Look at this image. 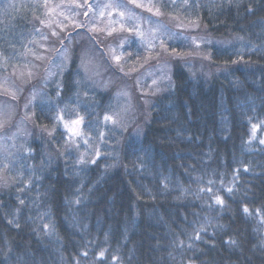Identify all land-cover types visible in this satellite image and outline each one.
Segmentation results:
<instances>
[{"label":"trees","instance_id":"1","mask_svg":"<svg viewBox=\"0 0 264 264\" xmlns=\"http://www.w3.org/2000/svg\"><path fill=\"white\" fill-rule=\"evenodd\" d=\"M164 5L232 41L210 46L205 66L174 68L144 122H135L139 133L125 129L117 153L100 146L94 164L76 162L83 150L65 152L54 116L67 106L65 119L79 113L92 137L110 113V95L83 85L69 67L61 96L55 82L32 105V125L56 124L54 139L31 137L30 153H18L0 183V264H264V144L260 131L250 138L251 125L264 120V0ZM29 13L16 0H0V77L26 64Z\"/></svg>","mask_w":264,"mask_h":264},{"label":"rangeland","instance_id":"2","mask_svg":"<svg viewBox=\"0 0 264 264\" xmlns=\"http://www.w3.org/2000/svg\"><path fill=\"white\" fill-rule=\"evenodd\" d=\"M16 2L30 11L33 33L21 54V59L26 64L19 66L14 64L7 74L0 77V121H7L0 127V171H3L0 172V183H5L9 179L7 173L12 172L17 154L27 153L26 142L31 137L43 133V138L50 140L48 133L51 129L43 127L38 129L33 126L32 120L25 118L26 113L31 115L32 105L39 102L42 97L48 98L47 91L50 86L56 82L54 85L56 87L69 67L74 70L75 77L81 78L83 85H87L92 91L109 93L107 99L108 107L110 106L109 115L118 113L121 117L118 126L104 120V127L96 130L90 137L91 147L83 142L87 136L78 139L77 143L81 147L79 150H83L87 157H91L92 154L95 157V149L105 145L110 151L115 150L117 153L125 129L135 135L139 133L141 128L139 123L145 120L144 113L149 107L152 95L154 97L160 88L167 86L174 68L190 71L193 66H205L209 59L210 46L226 45L225 43L232 41L228 40V37L210 36L201 29L198 22H185L182 18L176 17L164 5V0H87L88 4L92 5L90 9L87 6L76 7L78 4H85V0H16ZM109 4H119L120 7H104ZM138 4L144 6L137 7ZM85 11L88 12V16L84 15ZM121 12L124 13L123 16L120 15ZM76 23L84 24L85 27L76 28ZM64 26L65 31L60 32V28ZM93 26L102 31H90ZM137 28L144 33L143 38L137 35ZM111 29L116 31L109 37L106 33ZM53 30L60 33L61 37L70 33L71 43L67 44L68 59L63 72L53 69L57 71V75L44 84L42 79L50 59L60 62L54 50L61 46L51 36ZM42 35L48 36L49 39H42ZM89 37L95 39L90 40ZM125 39L128 43L121 48L120 43ZM161 41L164 42L163 47ZM149 42L155 45L154 49H148ZM94 45L104 52H107L109 47L115 48L116 54L121 55L120 64L112 60L111 54L101 56L94 50ZM36 56H43L44 59L37 60ZM82 57L88 62L87 68L81 66ZM144 57H148L146 62ZM132 68L137 70L130 72ZM29 70L37 72L38 75L25 83ZM153 80L157 83L153 84ZM33 91L38 93L35 99H32ZM124 91L128 92L127 96L120 94ZM12 92L17 93L15 99L11 96ZM30 99L32 103L25 109L24 105ZM125 108L129 110L125 112ZM60 126L67 138L68 134L63 125ZM80 128L82 130V125ZM100 132L104 133L103 141L100 139ZM256 137L260 142L264 140V120L251 125L250 138ZM71 150L79 151L74 146ZM4 164H8L9 167L4 168Z\"/></svg>","mask_w":264,"mask_h":264},{"label":"snow or ice","instance_id":"3","mask_svg":"<svg viewBox=\"0 0 264 264\" xmlns=\"http://www.w3.org/2000/svg\"><path fill=\"white\" fill-rule=\"evenodd\" d=\"M85 6H87L89 9L92 7V5L88 4L87 0H85V4H83V5H80V4L76 5V7H80V8H83ZM143 6L144 5H140V4L137 5V7H143ZM104 7H106V8L107 7H120V5L119 4H116V5L109 4V5H105ZM151 10L152 9L150 8L149 11H151ZM157 13H158V10H157ZM84 15L85 16H88V12L85 11L84 12ZM120 15L123 16L124 13L121 12ZM41 23H43V21H41ZM113 23H115V21H113ZM65 27L66 26L61 27L60 28V32H64L65 31ZM75 27L76 28H84L85 25L84 24H80V23H76L75 24ZM122 27H123V25H122ZM128 30L129 31H132V29H128ZM37 31H39V30L37 29ZM90 31H92V32H98V31H102V30L101 29H96L95 26H93V28L90 29ZM115 31H116L115 29H111V30H109L106 33V35L110 37V36L113 35V33ZM136 32H137V35L138 36H140L141 38H143V36H144V33L143 32H140L138 28L136 29ZM51 36L54 37L59 42V44L61 46L60 48H57V49L54 50L57 53V57L59 58L60 62L57 63L56 60H51L50 59V64L48 66H46L45 75H44V77L42 79V83H44V84H46L47 81L50 78H52V77H54V76L57 75V71H54L53 69L58 70L60 73L63 72L65 62L68 59L67 53H68L69 49L67 47V44H70L71 43V34L70 33L69 34H66L64 37H61L60 36V33H58V32H56V31L53 30L52 33H51ZM42 39L48 40L49 37L46 36V35H42ZM89 39L90 40H93L95 38L94 37H89ZM126 43H128V40L127 39L122 40L121 43H120V47L123 48ZM163 44H164V42L161 41V46L162 47H163ZM196 46L199 47L198 44ZM42 47H43V45H42ZM93 48H94V50L96 52L100 53L101 56H105V55L111 54L112 60H114L117 64H120L121 55H117L116 54V49L115 48L109 47L107 49V52H104L103 50H101L99 47H96L95 45L93 46ZM154 48H155V45L154 44H151L149 42L148 49L149 50H152ZM46 51H47V49H46ZM173 51H175V50L173 49ZM130 57H131V54H129V58ZM36 59L37 60H43L44 57L43 56H36ZM138 59H139V57H138ZM144 60L146 62L148 60V57H144ZM87 63L88 62L85 61L84 58L82 57L81 58V66L87 68ZM121 70H123L122 66H121ZM136 70H137L136 68H132V69H130V72H134ZM37 75H38L37 72L32 71V70H29L27 72V80L25 81V83L30 82L31 80L35 79L37 77ZM77 83H79V81H77ZM156 83H157V81L156 80H153V84H156ZM5 91H7V89H5ZM37 94L38 93L36 91H33V93H32V99H35V97H36ZM120 94L121 95H124V96H127L128 95V92L124 91V92H122ZM16 95H17L16 92H12L11 93V96H12L13 99L16 98ZM56 96H57V98H59L61 96V90H60V86L59 85H58V90L56 92ZM31 103H32V100L30 99L24 105L25 109H28L29 106L31 105ZM130 107H131V105H129V108ZM128 110H129L128 108H125L124 109L125 112H127ZM49 111L50 112L52 111L51 104L49 105ZM66 112H67V106H65L64 108H59L58 111L56 112V115L54 116V120L57 121V122H59V124H62L63 127H64V129H65V131L68 134L67 138L65 139L64 149H65V152H67L68 154H70V150H71V148L73 146L75 147L76 150H79L80 145H79V143H77V141H78V139L84 137V133L82 132V130L80 128V126L84 122V117L83 116H80L79 113H77L75 119L66 120L65 119V113ZM34 115H35V113H31V115H28L26 113V117L25 118L26 119H31L32 116H34ZM104 120H105V122H110V123H112L113 125H116V126L120 125V123H121V117H120V115L118 113H113L111 115H109V114L106 113L105 116H104ZM6 122H7L6 120L0 121V127H3ZM56 130H57V125L54 124L53 125V128L48 133L49 136L52 137L53 139H54V133H55ZM14 136H15V134H13V137ZM100 139H101V141L104 140V133L103 132H100ZM89 140H90V137H85L84 140H83V142H84L85 145H88V147H91V145L89 144ZM261 143L264 144V140H262ZM27 151L30 153L31 150L28 149ZM63 154L64 153H61V155H63ZM100 157H101V152H100L99 147H97L95 149V158L94 159H92L91 161H87L85 159V154L82 153L80 155L79 159L76 162L78 164H84V163H93L94 164V163H96V161ZM8 167H9L8 164H4V168H8ZM21 175H22V173H21ZM201 191H204V189H201ZM207 191L208 192H211V189L209 188ZM228 191L231 192L232 189H228ZM77 202H79V201H77ZM215 202L217 204L221 205V207L224 206V201H223V199H221L220 196H216L215 197ZM21 203H23V201H21ZM243 211L245 213H248L249 210H248L247 207H244ZM9 223L11 224V223H13V221L10 220ZM44 228H45V230H47L48 229V225H44ZM204 230H205L204 228H201L199 231H197L196 232V235H195V239H197V240L201 239L200 233L203 232ZM181 243H183V242H181ZM228 243H233L234 244L235 241H228ZM188 246H189V248H191L192 247L191 243ZM105 254H106V250H101L99 252L98 256H97V259L103 260V258L105 257ZM87 255H88L87 251H84V252L81 253V256H83L85 258L87 257ZM113 259L115 260L117 258L116 257H113Z\"/></svg>","mask_w":264,"mask_h":264}]
</instances>
